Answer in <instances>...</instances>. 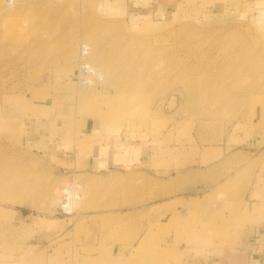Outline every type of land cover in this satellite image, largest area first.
I'll return each instance as SVG.
<instances>
[{"label":"rangeland","instance_id":"1","mask_svg":"<svg viewBox=\"0 0 264 264\" xmlns=\"http://www.w3.org/2000/svg\"><path fill=\"white\" fill-rule=\"evenodd\" d=\"M4 1L0 264H110L117 244L130 255L111 264L204 259L262 219L264 0H13L1 12ZM90 31L104 57L116 45L118 71L115 84L79 98L64 77V44L79 38L78 54ZM94 139L159 152L143 166L161 180L78 175L51 144L71 156ZM70 184L81 200L62 219ZM155 203L172 217L144 231Z\"/></svg>","mask_w":264,"mask_h":264},{"label":"crops","instance_id":"2","mask_svg":"<svg viewBox=\"0 0 264 264\" xmlns=\"http://www.w3.org/2000/svg\"><path fill=\"white\" fill-rule=\"evenodd\" d=\"M129 9L130 11L137 10L133 7ZM137 12L141 11L138 10ZM72 81L71 79L70 84L74 86L75 84H72ZM66 88H68L67 85ZM84 131L86 132L85 135L88 137H92L91 133H97L94 124H87V129ZM100 140L101 139H94L93 143H89L87 153L81 154L79 152L76 154L73 152L71 156L65 154V151L61 149L57 140H54L51 144L53 146L54 155L59 159L65 158L67 163L73 166V171L75 170L78 175H93L96 178L103 179L135 176L136 178L151 177L161 180V176L156 175L162 172L159 168L156 169L154 167L152 169L144 168L143 166L148 160L159 156V152L146 149L143 146L137 147L136 145H128L122 140L106 141L102 143ZM129 168L133 171H127ZM173 195H175V193H173ZM153 205L152 208L155 210H152L151 214H148L146 217L143 224L144 231L149 227L160 226L172 217V213L164 211V209L160 207V204L155 203ZM156 205L158 206L157 209L155 208ZM183 212L184 209L179 211L180 215ZM188 212H190V208ZM237 238V241L230 247H224L215 251L208 250L211 254L204 259H197L188 255L177 261V263L172 262V264H264V216L262 219L254 217V221L252 219L251 224H247L241 232L237 233ZM129 255L130 252L128 250H125L122 246L117 244L112 247L109 252L108 260L111 264L117 260L126 259ZM88 263L99 264V259L97 256L93 258L89 257ZM169 264H171V262Z\"/></svg>","mask_w":264,"mask_h":264},{"label":"bare ground","instance_id":"3","mask_svg":"<svg viewBox=\"0 0 264 264\" xmlns=\"http://www.w3.org/2000/svg\"><path fill=\"white\" fill-rule=\"evenodd\" d=\"M57 1L74 2V0H57ZM108 1H110V0H108ZM119 2H120L119 0H111L109 3L113 6H118L120 4ZM11 5H13V0L4 1V3L2 4L3 9L1 10V12L2 11L5 12L7 10H10ZM61 19L63 21L64 17H62ZM52 27L56 28L57 30L62 29V26L61 27L52 26ZM88 34H89V37L87 35H86V37H88L89 47H87V45H85L86 47H84V46L79 47V45H78V48H79L78 54H77L76 44L79 41L78 40L79 38H74V37L70 36L65 41V44H64L65 46H64V52H63V58H64V62H63L64 63V69H63V71L65 72L64 77L67 80L68 84L71 83L70 82L71 78L73 79V76H74V73L76 70L73 68L75 67L74 65L77 62L81 61L82 62L81 64H83V65H85V66H87L90 69H93L95 71H98L95 68V66H102L103 67V69L101 68L99 70V72L101 73V77L98 79V82L95 84V86L76 89V91H75L76 96H77L78 92L81 93V96H78L79 98L89 97L91 95L89 92L92 90L95 91V89H96L97 93H100L102 90V87L105 85V83H109L111 85L115 84V76L114 75L118 71L116 69L115 56L113 55V51L116 49V45L112 43L111 48L110 47L108 48V50L110 51L108 53H110V55H108V57H104L102 55L103 53H102L101 45H102L103 41H102L101 35L97 31H90V32H88ZM82 45H84V44H82ZM83 49L86 50V52H84L85 57H82V55H81L82 54L81 51ZM73 84H75V82ZM75 94H71L69 100L73 99ZM79 189L81 190V187H79ZM80 200H81V196L79 197L77 202H79Z\"/></svg>","mask_w":264,"mask_h":264},{"label":"built area","instance_id":"4","mask_svg":"<svg viewBox=\"0 0 264 264\" xmlns=\"http://www.w3.org/2000/svg\"><path fill=\"white\" fill-rule=\"evenodd\" d=\"M81 52L82 57H85L84 52H86V50L83 49ZM100 77L101 73L99 71H95L83 64H80L75 70L73 81L78 88H86L95 86ZM79 187L80 186L78 185L70 184L61 189L59 195V207L57 209V216L59 218L65 219L72 216L76 202L81 196V190Z\"/></svg>","mask_w":264,"mask_h":264}]
</instances>
